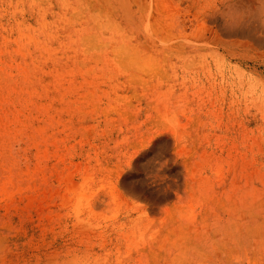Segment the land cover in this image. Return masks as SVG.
<instances>
[{"label":"rangeland","instance_id":"1","mask_svg":"<svg viewBox=\"0 0 264 264\" xmlns=\"http://www.w3.org/2000/svg\"><path fill=\"white\" fill-rule=\"evenodd\" d=\"M217 4L0 0V264H264V4L224 56Z\"/></svg>","mask_w":264,"mask_h":264},{"label":"bare ground","instance_id":"2","mask_svg":"<svg viewBox=\"0 0 264 264\" xmlns=\"http://www.w3.org/2000/svg\"><path fill=\"white\" fill-rule=\"evenodd\" d=\"M249 1L250 0H219V4H217L218 6L215 7L214 13H213L214 15L211 17L213 23L216 22L217 19H219V18L224 21V23L222 25L218 24V25L214 26L216 28V30H215L216 36L220 39L218 50H221L224 53V54H220L221 56L230 55V53L232 52L231 47L235 46L236 41L225 40V39L220 38V37L223 35L230 36L231 33L234 32L233 30H235L236 28L240 29V27H242V25L240 23V21H241L240 18H244L246 16L248 17V16L253 15L254 12H257V10L262 8L263 4H264L263 3L264 0H255V2H254L255 5L254 6L251 5V8H250V6L248 5ZM242 42H244V41H242ZM217 61H218L216 63L218 65L217 68L220 70L221 76L223 78H226L227 84H229L228 80L233 76V74H234L233 71L227 65V63L225 62V60L222 57L217 56ZM238 74H239V72H238ZM209 214H210V212H209ZM190 249H191V251L193 250V248H190ZM252 256H254V255H252ZM162 261H164V260H162Z\"/></svg>","mask_w":264,"mask_h":264}]
</instances>
